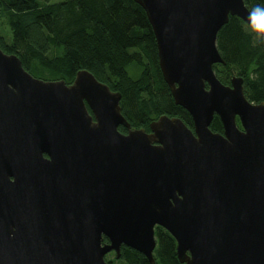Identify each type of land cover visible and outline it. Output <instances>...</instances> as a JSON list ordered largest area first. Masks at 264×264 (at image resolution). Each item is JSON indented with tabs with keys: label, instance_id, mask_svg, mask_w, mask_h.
I'll list each match as a JSON object with an SVG mask.
<instances>
[{
	"label": "water",
	"instance_id": "obj_1",
	"mask_svg": "<svg viewBox=\"0 0 264 264\" xmlns=\"http://www.w3.org/2000/svg\"><path fill=\"white\" fill-rule=\"evenodd\" d=\"M134 1L193 129L166 114L150 132L132 128L122 94L90 71L45 80L0 47V264H108L123 245L155 264L156 226L183 264H264V101L214 70L226 63L219 30L230 15L252 28V11L245 0Z\"/></svg>",
	"mask_w": 264,
	"mask_h": 264
},
{
	"label": "trees",
	"instance_id": "obj_2",
	"mask_svg": "<svg viewBox=\"0 0 264 264\" xmlns=\"http://www.w3.org/2000/svg\"><path fill=\"white\" fill-rule=\"evenodd\" d=\"M245 3L251 11L264 9V0ZM260 18L264 22V13ZM217 46L226 61L214 65L218 78L230 85L234 75L243 77L247 98L263 102L264 39L243 19L230 15L218 32ZM0 47L18 55L25 69L45 80L70 84L79 70L90 71L122 94V112L132 127L148 129L166 114L193 128L192 116L175 103L164 80L152 26L134 0H0ZM210 127L223 133L217 114ZM156 238L155 264H183L169 231L156 226ZM105 259L108 264H151L125 245L119 258L110 252Z\"/></svg>",
	"mask_w": 264,
	"mask_h": 264
},
{
	"label": "clouds",
	"instance_id": "obj_3",
	"mask_svg": "<svg viewBox=\"0 0 264 264\" xmlns=\"http://www.w3.org/2000/svg\"><path fill=\"white\" fill-rule=\"evenodd\" d=\"M261 13H264V9L261 7H256L252 10L250 19L252 23V28L257 32V33H264V24L261 22ZM264 38V37H262Z\"/></svg>",
	"mask_w": 264,
	"mask_h": 264
},
{
	"label": "flooded vegetation",
	"instance_id": "obj_4",
	"mask_svg": "<svg viewBox=\"0 0 264 264\" xmlns=\"http://www.w3.org/2000/svg\"><path fill=\"white\" fill-rule=\"evenodd\" d=\"M158 51V50H157ZM71 84V83H70ZM114 91V90H113ZM122 98V97H121ZM121 101V100H120ZM123 113V112H122ZM124 115V114H123ZM126 118V117H125ZM240 127H241V125H239ZM120 127H123L125 130L124 131H122L121 129H120ZM132 127V126H131ZM132 128H135V127H132ZM146 131H148V132H150L151 131V129H150V126H149V128L148 129H146V128H144ZM191 129H193V128H191ZM119 130L122 132V133H128V128L126 127V126H124V125H120L119 126ZM224 132V131H223ZM45 156H47V154H45ZM111 252H113V251H111ZM110 253V252H109Z\"/></svg>",
	"mask_w": 264,
	"mask_h": 264
},
{
	"label": "rangeland",
	"instance_id": "obj_5",
	"mask_svg": "<svg viewBox=\"0 0 264 264\" xmlns=\"http://www.w3.org/2000/svg\"><path fill=\"white\" fill-rule=\"evenodd\" d=\"M52 1H61V0H52ZM110 259H114V255L112 254L111 256H110Z\"/></svg>",
	"mask_w": 264,
	"mask_h": 264
}]
</instances>
